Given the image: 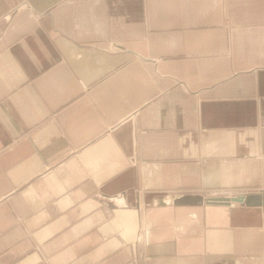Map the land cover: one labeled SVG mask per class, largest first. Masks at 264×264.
I'll use <instances>...</instances> for the list:
<instances>
[{"label":"crops","instance_id":"0c3cea01","mask_svg":"<svg viewBox=\"0 0 264 264\" xmlns=\"http://www.w3.org/2000/svg\"><path fill=\"white\" fill-rule=\"evenodd\" d=\"M0 264H264V0H0Z\"/></svg>","mask_w":264,"mask_h":264},{"label":"water","instance_id":"95a60500","mask_svg":"<svg viewBox=\"0 0 264 264\" xmlns=\"http://www.w3.org/2000/svg\"><path fill=\"white\" fill-rule=\"evenodd\" d=\"M260 198L261 197H255V196H241L238 198H235L234 201L237 202H246V203H256V201H258L257 203L260 202ZM190 200H199L198 198H192L191 196L188 197H183L181 198V200L179 202H188ZM223 202H229L228 200L225 201V199H215V200H209V203H223Z\"/></svg>","mask_w":264,"mask_h":264},{"label":"built area","instance_id":"2783aa9c","mask_svg":"<svg viewBox=\"0 0 264 264\" xmlns=\"http://www.w3.org/2000/svg\"><path fill=\"white\" fill-rule=\"evenodd\" d=\"M149 233H150L149 229L145 230L144 232V240L146 243L149 242Z\"/></svg>","mask_w":264,"mask_h":264},{"label":"bare ground","instance_id":"6f19581e","mask_svg":"<svg viewBox=\"0 0 264 264\" xmlns=\"http://www.w3.org/2000/svg\"><path fill=\"white\" fill-rule=\"evenodd\" d=\"M132 212H126V215H129L130 216V219L132 218Z\"/></svg>","mask_w":264,"mask_h":264}]
</instances>
